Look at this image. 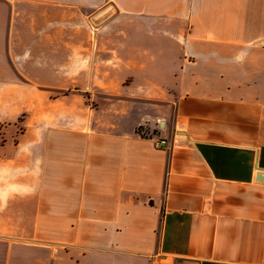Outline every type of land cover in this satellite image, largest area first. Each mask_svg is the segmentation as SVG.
Instances as JSON below:
<instances>
[{"label":"crops","instance_id":"crops-1","mask_svg":"<svg viewBox=\"0 0 264 264\" xmlns=\"http://www.w3.org/2000/svg\"><path fill=\"white\" fill-rule=\"evenodd\" d=\"M19 119L0 264H264V0H0Z\"/></svg>","mask_w":264,"mask_h":264},{"label":"rangeland","instance_id":"rangeland-1","mask_svg":"<svg viewBox=\"0 0 264 264\" xmlns=\"http://www.w3.org/2000/svg\"><path fill=\"white\" fill-rule=\"evenodd\" d=\"M19 121H20V119L18 120V122H15L14 124H10V123L8 124V123H1L0 122V145L2 143V140L4 139L5 133L7 131H9V133H7V134H10V136L12 138H14L16 136L15 133L22 131V127H21V124ZM138 131H139V133H143L142 128H139Z\"/></svg>","mask_w":264,"mask_h":264},{"label":"built area","instance_id":"built-area-1","mask_svg":"<svg viewBox=\"0 0 264 264\" xmlns=\"http://www.w3.org/2000/svg\"><path fill=\"white\" fill-rule=\"evenodd\" d=\"M166 141L165 140H154L153 141V146L155 149L159 148L162 145H165Z\"/></svg>","mask_w":264,"mask_h":264}]
</instances>
